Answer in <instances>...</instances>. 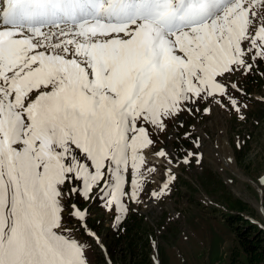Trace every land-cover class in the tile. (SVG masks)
Returning <instances> with one entry per match:
<instances>
[{
	"label": "snow or ice",
	"instance_id": "snow-or-ice-1",
	"mask_svg": "<svg viewBox=\"0 0 264 264\" xmlns=\"http://www.w3.org/2000/svg\"><path fill=\"white\" fill-rule=\"evenodd\" d=\"M257 59L264 0H0V264H87L63 202L90 198L107 161L119 209L121 168L130 155L139 173L154 143L144 125L217 95L239 112L231 78Z\"/></svg>",
	"mask_w": 264,
	"mask_h": 264
},
{
	"label": "rangeland",
	"instance_id": "rangeland-1",
	"mask_svg": "<svg viewBox=\"0 0 264 264\" xmlns=\"http://www.w3.org/2000/svg\"><path fill=\"white\" fill-rule=\"evenodd\" d=\"M251 62L253 71L230 81L238 86L231 96L239 112L217 95L218 102L202 101L167 119L163 130L144 125L154 143L138 148L139 154L147 149L167 155L144 159L139 173L129 155L127 171L119 172L125 181L119 209L109 195L116 178L101 193L111 177L107 161L104 181L90 198L63 202L61 223L70 231L61 234L83 245L87 264H226L236 241L224 214L238 212L264 230V61ZM229 158L238 172L225 166ZM168 169L175 179L153 195L161 193ZM133 179L139 183L135 199ZM73 202L86 210L83 221L69 215Z\"/></svg>",
	"mask_w": 264,
	"mask_h": 264
},
{
	"label": "trees",
	"instance_id": "trees-1",
	"mask_svg": "<svg viewBox=\"0 0 264 264\" xmlns=\"http://www.w3.org/2000/svg\"><path fill=\"white\" fill-rule=\"evenodd\" d=\"M239 210L243 204L235 203ZM234 236L235 245L229 250L226 264H264V230L240 213L224 214Z\"/></svg>",
	"mask_w": 264,
	"mask_h": 264
},
{
	"label": "bare ground",
	"instance_id": "bare-ground-1",
	"mask_svg": "<svg viewBox=\"0 0 264 264\" xmlns=\"http://www.w3.org/2000/svg\"><path fill=\"white\" fill-rule=\"evenodd\" d=\"M222 148L224 149V151L227 153V142L222 140ZM223 152V151H222ZM140 155H142L144 157V159L149 162V161H153L156 160L160 161L161 157L160 156H156L152 153V151H148L143 150ZM228 157H230L228 155ZM231 162V163H230ZM225 166H228L229 168H231L234 172H238V169L236 167V164H234V162L231 161V159L229 158L228 162H226Z\"/></svg>",
	"mask_w": 264,
	"mask_h": 264
}]
</instances>
